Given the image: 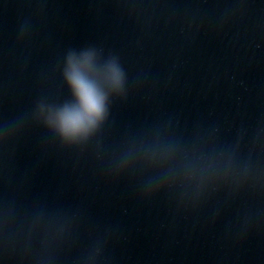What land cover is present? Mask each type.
I'll use <instances>...</instances> for the list:
<instances>
[{
	"label": "water",
	"instance_id": "obj_1",
	"mask_svg": "<svg viewBox=\"0 0 264 264\" xmlns=\"http://www.w3.org/2000/svg\"><path fill=\"white\" fill-rule=\"evenodd\" d=\"M87 49L125 88L68 144ZM0 264H264V0H0Z\"/></svg>",
	"mask_w": 264,
	"mask_h": 264
},
{
	"label": "clouds",
	"instance_id": "obj_2",
	"mask_svg": "<svg viewBox=\"0 0 264 264\" xmlns=\"http://www.w3.org/2000/svg\"><path fill=\"white\" fill-rule=\"evenodd\" d=\"M63 77L71 100L40 104L39 117L65 143H83L106 121L111 98L123 94L125 73L115 58L101 64L97 52L87 49L68 54Z\"/></svg>",
	"mask_w": 264,
	"mask_h": 264
}]
</instances>
